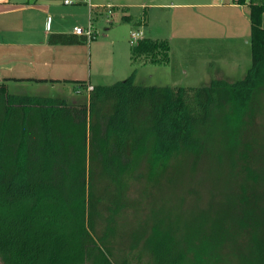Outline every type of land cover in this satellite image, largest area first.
Instances as JSON below:
<instances>
[{
	"label": "trees",
	"instance_id": "trees-1",
	"mask_svg": "<svg viewBox=\"0 0 264 264\" xmlns=\"http://www.w3.org/2000/svg\"><path fill=\"white\" fill-rule=\"evenodd\" d=\"M233 1L248 6L251 25L240 80L139 86L131 76L94 86L80 105L0 83L3 264H264V0ZM166 45L144 39L135 50L161 64ZM217 144L232 179L220 209L196 215L198 228L185 233L177 216L155 214L146 236L118 254L133 184L147 174L157 185L174 161L197 165Z\"/></svg>",
	"mask_w": 264,
	"mask_h": 264
},
{
	"label": "rangeland",
	"instance_id": "rangeland-1",
	"mask_svg": "<svg viewBox=\"0 0 264 264\" xmlns=\"http://www.w3.org/2000/svg\"><path fill=\"white\" fill-rule=\"evenodd\" d=\"M214 1L227 4L233 0L177 2L207 4ZM148 12L151 21L142 29L135 22L123 21V12L111 18L112 25L101 21V34L107 33L104 30L106 27L113 28L108 33V39L101 37L105 43L101 45V53L98 55L93 52V64L101 61V76L94 74L92 83L113 85L132 76L134 83L139 86L201 87L213 79L234 82L246 75L252 61L248 6H155ZM132 13L140 18L144 12L142 9H134ZM130 30H142L143 38L162 39L167 44L163 54L167 55V62L151 63L144 55L138 54L136 45L130 44ZM107 59L111 63L109 66ZM24 87L21 86V92L65 96L74 105L88 102L89 92L78 93L72 87L66 89L29 85L27 90L30 91L23 90ZM257 131L263 136V128L258 127ZM219 149L217 144L213 153L204 156L197 165L193 164L192 158L174 161L170 170L159 178L157 185L153 186L147 174L133 184L131 194L137 205L118 224V241L115 244L118 254L124 253L126 249L129 251L135 235L138 234L142 239L146 236L155 214H169L172 219L178 217L180 233H185L198 228L196 215L220 209L232 179L225 161L218 162L215 159ZM0 264H3L1 260Z\"/></svg>",
	"mask_w": 264,
	"mask_h": 264
},
{
	"label": "crops",
	"instance_id": "crops-1",
	"mask_svg": "<svg viewBox=\"0 0 264 264\" xmlns=\"http://www.w3.org/2000/svg\"><path fill=\"white\" fill-rule=\"evenodd\" d=\"M163 1L169 3L160 4ZM177 1L179 0H0V83L6 82L11 94L58 97L68 102L65 96L33 95L27 88L29 85L66 89L72 87L73 91L80 93L89 92V87L97 86L92 81L94 74L101 76V61L93 64V52L98 55L101 53V45H105L101 37L108 39V33L113 28L106 27L104 30L107 33L101 34V21L112 25L111 18L123 12V21L135 22L142 29L151 21L147 10L155 6L246 7L235 4L234 1L226 2L227 4L216 1L207 4H182ZM134 9L143 10L140 18L132 13ZM75 27H91L95 35L91 39L79 36L74 31ZM56 35H66L74 42L62 44L51 41ZM149 40L163 41L159 38ZM111 44L114 45V42L111 41ZM106 62L107 66L111 64L108 59ZM21 86H25L23 90L30 93L21 92ZM87 97L89 101V93Z\"/></svg>",
	"mask_w": 264,
	"mask_h": 264
},
{
	"label": "built area",
	"instance_id": "built-area-1",
	"mask_svg": "<svg viewBox=\"0 0 264 264\" xmlns=\"http://www.w3.org/2000/svg\"><path fill=\"white\" fill-rule=\"evenodd\" d=\"M67 2H69V1H67ZM74 31L77 35L86 37L88 39L93 38L95 35L91 27H89L88 29H85L83 27H75ZM143 37H144L143 31H140V30L131 31L130 36H129L130 44L131 45H138L139 42L143 40ZM88 89L92 90L93 87H89Z\"/></svg>",
	"mask_w": 264,
	"mask_h": 264
}]
</instances>
